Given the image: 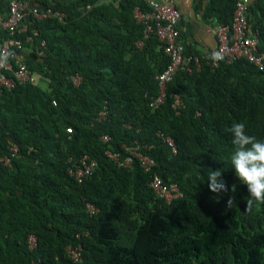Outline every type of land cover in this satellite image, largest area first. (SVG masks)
Here are the masks:
<instances>
[{
  "label": "trees",
  "instance_id": "trees-1",
  "mask_svg": "<svg viewBox=\"0 0 264 264\" xmlns=\"http://www.w3.org/2000/svg\"><path fill=\"white\" fill-rule=\"evenodd\" d=\"M68 1L52 7L64 13L63 23L49 19L28 28L46 48L42 63L26 66L42 72L47 87L23 84L0 94V157L11 144L19 149L10 167L0 164V264H264V203L245 208L228 131L242 122L264 140V71L240 61L178 72L152 109L155 76L169 60L153 35L136 46L143 28L132 13L146 6ZM249 9L264 54V0ZM233 10L234 0H210L204 16L229 24ZM28 35H18L24 45ZM171 92L183 100L179 115L170 108ZM162 137L173 140L175 152ZM134 141L156 162L148 172L137 160L119 168L106 156H123L121 146ZM84 156L97 165L79 182L69 170ZM209 170L222 172L228 192H211ZM154 174L179 195L158 197L150 188ZM68 246H81L80 262L67 257Z\"/></svg>",
  "mask_w": 264,
  "mask_h": 264
},
{
  "label": "built area",
  "instance_id": "built-area-1",
  "mask_svg": "<svg viewBox=\"0 0 264 264\" xmlns=\"http://www.w3.org/2000/svg\"><path fill=\"white\" fill-rule=\"evenodd\" d=\"M77 2L79 0H70ZM146 6L142 10L139 6L133 9V18L137 24L143 28V38L137 42V48H142L144 40L150 36H155L159 41L164 55L168 58L167 67L155 76L158 92L154 98H150L149 107L156 109L166 98V85L178 72L186 74H194L200 72L203 65L212 69L219 67L221 63L234 64L240 61L251 64L260 71H264V54L259 51L258 32L253 31L252 22L248 15V0H234V10L229 24H217L214 28L216 38V47L209 53L207 57L185 53L184 45L181 41V32L179 28L181 15L173 5L172 0H141ZM64 13L55 11L52 8L44 9L31 8L21 0H8V18L3 23L4 30L8 33V38L1 43L0 46V94L2 91H11L18 85L31 84L38 85V77L32 72L26 64L19 61L18 51L24 46L23 40L18 35H24L28 31L26 41L38 39V46L35 48V54L45 59L46 41L39 38V32L36 29L28 30L30 24L36 21L55 19L59 23L64 22ZM216 57H219L218 59ZM46 69V68H44ZM74 85L80 83V77L71 78ZM170 104L171 110L179 115L184 109V103L180 95L171 92ZM55 104V103H53ZM106 109L104 108L98 114V120H105ZM67 133H71V128H66ZM103 141H108L106 136L102 137ZM165 144L170 146L175 152L173 140L169 137H162ZM141 144L134 141L130 145H122L120 153L106 152V156L119 168H126L133 164L134 160L138 161L140 168L144 172H148L156 166L153 158L143 154ZM9 155L0 157V164L10 167L11 158L15 157L19 149L16 145L9 146ZM96 162L90 160L87 156L81 158L79 166L71 168L69 174L75 176L76 180L81 182L85 177L91 175L96 167ZM150 188L154 190L156 195L165 200H170L179 195L177 186L163 184L162 179L154 174L150 183ZM88 209L93 212L92 205H88ZM29 248L36 245L34 236L28 238ZM66 254L69 259L74 262L81 261V246L66 248Z\"/></svg>",
  "mask_w": 264,
  "mask_h": 264
},
{
  "label": "crops",
  "instance_id": "crops-1",
  "mask_svg": "<svg viewBox=\"0 0 264 264\" xmlns=\"http://www.w3.org/2000/svg\"><path fill=\"white\" fill-rule=\"evenodd\" d=\"M31 8L44 9L46 7H60L68 4V0H21ZM175 8L180 12V32L181 41L187 54L207 57L216 47V38L213 33L215 26L219 24L215 18H206L205 12L210 0H172ZM105 4H110L119 8L118 0H101ZM255 0H248L249 8L254 5ZM248 8V15L255 22L252 9ZM59 11V10H57ZM60 12V11H59ZM133 15V13H132ZM8 18V0H0V46L7 38L4 36L3 23ZM40 38V35H39ZM41 39V38H40ZM38 46V39L26 41V44L18 51L19 61L32 63V66L42 63L41 58L35 54V48ZM39 81L38 86L46 88L45 75L42 72H35Z\"/></svg>",
  "mask_w": 264,
  "mask_h": 264
},
{
  "label": "clouds",
  "instance_id": "clouds-1",
  "mask_svg": "<svg viewBox=\"0 0 264 264\" xmlns=\"http://www.w3.org/2000/svg\"><path fill=\"white\" fill-rule=\"evenodd\" d=\"M217 59L219 57H216ZM231 134L233 151L230 155V163L235 176L246 187L247 198L245 208L251 211L255 204L264 203V140H259L246 132V126L242 122H234L228 129ZM220 170L208 171V187L212 193L228 192L229 188L223 180H220ZM232 193L236 192V185L231 186ZM236 203L233 195L227 200V209Z\"/></svg>",
  "mask_w": 264,
  "mask_h": 264
}]
</instances>
